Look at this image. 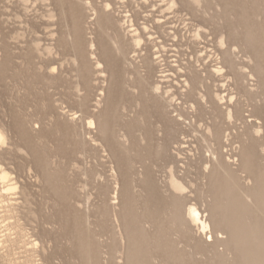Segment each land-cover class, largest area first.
<instances>
[{
  "label": "rangeland",
  "instance_id": "1",
  "mask_svg": "<svg viewBox=\"0 0 264 264\" xmlns=\"http://www.w3.org/2000/svg\"><path fill=\"white\" fill-rule=\"evenodd\" d=\"M221 35L234 49L226 56ZM105 46L123 71L125 96L110 86ZM146 56L156 59L149 69ZM107 105L106 142L87 118ZM263 123L264 0H0V127L8 137L0 166L17 186L5 194L0 181V264H205L190 246L178 248L170 200L155 206L144 173L160 199H168L171 173L205 197L211 179L236 214L233 199L254 204L242 163L251 143L264 146V129L255 130Z\"/></svg>",
  "mask_w": 264,
  "mask_h": 264
},
{
  "label": "bare ground",
  "instance_id": "2",
  "mask_svg": "<svg viewBox=\"0 0 264 264\" xmlns=\"http://www.w3.org/2000/svg\"><path fill=\"white\" fill-rule=\"evenodd\" d=\"M110 7L111 6L109 4L106 5V8H105L106 16H105L104 21L106 25L108 26V28L111 30L113 28V23L111 20V16L108 13L110 10ZM146 30L147 29L145 28V31ZM232 33L233 31L231 29H228V37L230 38V40H231ZM224 35H221V37H219L220 40L218 39L219 46H220V50L218 51L220 52L222 56L229 55L234 50V49L232 50L233 47H230V48L227 47L228 40L226 41L224 39ZM204 38L206 37L204 36ZM138 40H137V47L139 49L141 48L140 46H142L141 45L142 43H141V40L139 41ZM92 46L94 48V45ZM111 54L112 53H109V48L105 46L103 48L102 57L104 59L103 61L107 62L108 69L110 68L109 70L110 86L114 84L119 85L120 86L119 89L121 90L120 91L121 96H125V91H122L123 89L122 72L123 71L118 68V65L116 63L117 60L115 59L114 55L112 54L113 55L112 56ZM155 54L156 53H154L153 55ZM155 62H156V59L155 60L154 58L149 59V56H146L144 59V64H145L144 69L151 68L152 64L154 65ZM54 70L55 69H53V71ZM104 73H108V71L105 70ZM196 79L201 84L204 83V79H202L200 76H198ZM132 84L133 85L137 84L136 86L142 87V84L137 80L133 81ZM103 90H102L101 95H104ZM191 90H193V88ZM218 97H220V95ZM221 99L223 100L224 97L219 98L218 99L219 101H217L216 103L218 104L216 108L220 111V113H222L221 111L222 109L220 107ZM107 101L108 103H110L109 96L107 97ZM138 105H140L139 100H138ZM108 109H109V106L107 105L106 109L103 111V114L101 113L100 115H97L99 120H97L98 118L96 119L94 117L87 118L88 119V122H87L88 131L89 130L101 131L105 139L104 141L106 142L108 141L107 137H108V132L110 129ZM231 110L226 112V117L229 118L228 120L232 121V118H233L232 113H234L235 111L233 110L231 111ZM67 114L68 112L66 111H60L61 117L69 116ZM163 115L166 117L164 113ZM101 117H103L104 119L103 122L101 121ZM70 120L73 121L72 118ZM173 120H175L174 117H173ZM238 120L243 121V123L247 125V127H255L253 124L248 125L247 120L242 118V115L240 118H238ZM256 129H257L256 132L258 134L262 129H264V126H259V127L256 126L255 130ZM209 131L211 130L209 129ZM7 138L8 137L5 131L0 127V147L3 148L7 145V140H8ZM216 139H217L216 141L217 151L219 155H221L223 144H222V133L220 131H217ZM177 145H178V150L183 148L182 143L179 142ZM245 152H246V157L242 163V170L243 172L248 170L249 178L247 179L252 178L254 180V184L251 186L248 185V183L250 182L249 180H248L249 181L248 183H245V187L247 188L249 196L252 199L254 204L251 207L244 208L240 205L236 206L235 202L237 201L233 199V201L230 202L231 207L229 208H235V211H238V210L240 211V212H237L236 214L231 212L229 209L225 210L223 207L222 196L227 194V189L224 188L223 185L219 184L218 186L217 183H215L214 181H211V179H210L211 190L209 191L210 194H207V196L205 197L201 193L198 194V188L193 182H188V184H185L184 182H181L175 179L174 174L171 173V180L169 182L170 192L166 194L167 196L166 198L168 199H160L161 197L160 198L158 197L160 199L159 201V199L155 195L156 187L150 178V174L148 172L144 173L146 176V180H147L146 188H147L149 195H151V198L152 197L155 198V206L162 204V203H163L162 206L164 204L166 205L165 203L166 200H170L169 203L167 204V207L169 209V212L173 216V220H172L173 224L178 228V231H177L178 234H175L176 235L175 240L176 241L179 240L178 248L185 247L183 245L180 246L181 243H184L185 245L190 246L191 247L190 253L196 254L197 259H199L200 261H203L205 264H264V146L261 147V151H258L255 148V146L251 143V145H249V147L246 149ZM120 163L121 165H123L124 161L121 160ZM125 164H126V161H125ZM225 166L228 167V164ZM248 168H251L252 171H250ZM255 169H257L256 172H254ZM0 181L3 184L5 183L9 184V182H13L11 178V174L2 166H0ZM2 189H4L3 192L5 194H8V193L10 194L11 192L17 189V186H16V183H11L7 185L6 187L4 186V188ZM0 196H1V192H0ZM164 197L162 196V198ZM137 217L139 218V216ZM151 219L157 223L155 224L153 221H151L152 225L154 226L153 228H155V233L153 236L156 239H159L160 234H162L161 233L162 224L158 220V211H155L153 212V214H151ZM133 229H134V233L136 234V236H138L137 239L142 238L143 231L141 227L135 226ZM171 242H174V239H171L170 241L166 242L167 247L169 248L167 249V251L165 250L166 256L168 257L169 260H172V258L175 257V251L170 246ZM36 245L38 246V244ZM162 246L164 245L162 244Z\"/></svg>",
  "mask_w": 264,
  "mask_h": 264
}]
</instances>
